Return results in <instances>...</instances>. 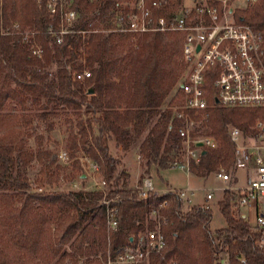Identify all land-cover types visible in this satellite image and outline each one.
<instances>
[{
    "label": "trees",
    "instance_id": "trees-1",
    "mask_svg": "<svg viewBox=\"0 0 264 264\" xmlns=\"http://www.w3.org/2000/svg\"><path fill=\"white\" fill-rule=\"evenodd\" d=\"M129 1L73 0L79 17L59 44L52 32L60 31L61 19L50 17L46 2L0 0L5 28L12 31L0 34V264H106L109 253L136 247L159 224L167 246L144 264H222L225 259L241 264L239 257L264 263L260 231L243 217L231 191L219 201L227 226L213 231L211 207L186 205L177 190L141 198L129 187L131 177L113 153L114 141L124 153L138 150L147 175L141 185L153 171L187 160L185 121L176 116L183 104L177 88L183 72L181 35L112 30V16L126 14L120 4ZM235 11L237 20L264 27V0ZM86 70L91 76L77 79ZM211 103L208 118L193 116L191 139L213 137L217 144L202 148L199 161H191V174L207 179L224 169L236 181L239 168L251 160L231 140V128L255 137L264 109H226L213 98ZM33 106L41 112L33 114ZM60 107L83 115L70 137L75 171L82 177L79 157L87 156L100 166L106 191L58 187L60 174L49 161L53 153L27 146L39 125L36 117H59L53 109ZM42 138L37 135L40 144ZM35 161L39 175L33 179L29 169ZM116 196L111 206L117 207L119 227L111 230L103 200Z\"/></svg>",
    "mask_w": 264,
    "mask_h": 264
},
{
    "label": "built area",
    "instance_id": "built-area-1",
    "mask_svg": "<svg viewBox=\"0 0 264 264\" xmlns=\"http://www.w3.org/2000/svg\"><path fill=\"white\" fill-rule=\"evenodd\" d=\"M47 3L51 18L61 19L59 32H52L59 44L64 35L78 20V13L71 8L73 0H38ZM178 0H133L121 3L127 9L126 14L117 12L112 16L113 29L120 32L143 33H179L181 35V62L183 72L177 85L183 104L176 112L177 118L185 121L181 135L187 144L186 162H180L175 167L186 169L191 173V161H199V155L204 147L216 146L213 137H203L195 141L191 139V132L197 121L194 115L208 118L215 99L216 104L223 108H262L264 109V27H254L237 20L235 8L231 5L236 0H186L181 1L177 8L170 9ZM256 0H245L244 3H255ZM2 2V0H1ZM169 7L164 14L156 17L154 14L160 9ZM172 8V7H171ZM233 12H232V11ZM15 29L18 28L16 24ZM10 28H5L2 11L0 12V34L10 35ZM34 53L42 55L41 50L34 49ZM91 76L86 70L77 75V79ZM260 129L255 136L246 135L239 127L231 128L230 137L239 151L251 160L252 176L248 178L244 187L229 184L233 178L224 169L216 172L217 177L227 186L219 188L224 192L231 191L236 195L238 206L250 207L254 211L255 227L260 231L259 248L264 249V120L256 123ZM202 142L203 146L198 144ZM192 144L197 148L192 149ZM66 155V156H65ZM64 161L69 157L62 153ZM83 164L84 173L91 180L88 187L75 185V189H95L106 191L108 183L100 173V166L92 162L87 156L79 157ZM141 198L148 197L150 192H174L168 188L163 192L156 189L154 180L148 176L141 186L135 189ZM216 189H207V201L214 198ZM178 191V190H177ZM182 199L187 198L185 189L178 191ZM119 196L103 200L106 206L107 226L116 230L119 226L117 207L111 204L118 201ZM244 218L246 215L243 216ZM132 249H127L116 256L108 254L106 264H144L150 255L161 253L167 246V241L159 226L149 232ZM241 264L249 263L244 257L238 258ZM222 264H232L225 259ZM261 264V263H254ZM264 264V263H262Z\"/></svg>",
    "mask_w": 264,
    "mask_h": 264
},
{
    "label": "rangeland",
    "instance_id": "rangeland-1",
    "mask_svg": "<svg viewBox=\"0 0 264 264\" xmlns=\"http://www.w3.org/2000/svg\"><path fill=\"white\" fill-rule=\"evenodd\" d=\"M245 0H236L231 3V5L235 9L245 8L246 3ZM186 4L190 5L191 0H186ZM51 71H57V66H52ZM53 111L58 113L60 116L55 117L50 115L47 120L38 119L36 117L35 124L37 125L36 133L28 138L27 146L30 149H43L46 151H50L53 153V156L49 158V161H54V171L60 174V181L57 183V186L66 189V188H76L75 185L81 187H88L91 184V180L87 177L86 181L82 180V177L78 176V173L75 171L73 167V162L70 159V155L68 160L64 161V157L61 156L62 153L67 152L71 153L73 142L71 140V135L73 132L77 131L76 128L78 124L83 119V115L74 110L68 109L66 107H60L58 109L54 108ZM31 112L33 114L41 112L40 107L33 106L31 108ZM50 123H53V128L51 130L48 129ZM37 135H40L42 138V143L40 144L39 139H37ZM113 145V153L118 154L123 161V169L130 171V179H129V187L136 189L137 186L141 183V178L143 176H147L144 174V170L141 166L142 160L138 158V150H132L129 153H124L117 148V145L112 143ZM119 151V152H118ZM79 156V155H78ZM36 161L34 162L35 168L29 169V174L34 179L39 175V170L37 167ZM245 165V166H244ZM242 165L237 174H238V182L236 183L233 179L229 184H235L238 187H244L247 183L248 173L247 164ZM61 168H58V167ZM216 173V172H215ZM215 173H212V176L209 178H201L198 176H194L189 173L186 169L173 167L170 169H163V171L157 172L153 171L150 176H152L156 189L160 191H164L171 187L175 190H185L190 189L195 192H188L186 200V205H205L211 207L213 212V219L211 221V229L214 231L216 229L224 228L227 226L224 215L222 214L219 201L224 197V191L219 190V188H223L227 186L222 180H220ZM85 174V173H84ZM86 176V175H85ZM132 180V183L130 181ZM138 182V183H137ZM134 183V184H133ZM136 183V184H135ZM216 189L213 200L207 201V189ZM242 215H246V219L252 224L255 225V216L254 211L250 207H242L240 209Z\"/></svg>",
    "mask_w": 264,
    "mask_h": 264
},
{
    "label": "crops",
    "instance_id": "crops-1",
    "mask_svg": "<svg viewBox=\"0 0 264 264\" xmlns=\"http://www.w3.org/2000/svg\"><path fill=\"white\" fill-rule=\"evenodd\" d=\"M138 158H139V154H138ZM140 159V158H139ZM244 165V164H243ZM245 166V165H244ZM246 167H248V168H246L247 169V173H248V178L249 177H251L252 176V171H253V166L251 165V164H247V166ZM128 172H129V174H130V171H129V168H128ZM238 172V171H237ZM237 174V173H236ZM83 176L84 177H86L85 176V174H83ZM152 177V176H151ZM248 178H247V181H248ZM236 183L238 182V174L236 175V181H235ZM130 183H132V180L130 181ZM138 183V182H137ZM134 184V183H133ZM136 184V183H135ZM138 186H141V184H139ZM168 188H171V187H168ZM163 192V191H162ZM244 216V215H243Z\"/></svg>",
    "mask_w": 264,
    "mask_h": 264
},
{
    "label": "water",
    "instance_id": "water-1",
    "mask_svg": "<svg viewBox=\"0 0 264 264\" xmlns=\"http://www.w3.org/2000/svg\"><path fill=\"white\" fill-rule=\"evenodd\" d=\"M232 11V10H231ZM233 12V11H232ZM241 20H243V18H241ZM94 92V89L92 88L90 91H89V93H93ZM199 146H203V143L202 142H200L199 144H198ZM202 153H205V150H203V152ZM84 177V176H83Z\"/></svg>",
    "mask_w": 264,
    "mask_h": 264
}]
</instances>
